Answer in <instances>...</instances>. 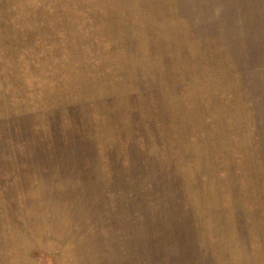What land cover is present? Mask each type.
<instances>
[{
	"label": "rangeland",
	"instance_id": "rangeland-1",
	"mask_svg": "<svg viewBox=\"0 0 264 264\" xmlns=\"http://www.w3.org/2000/svg\"><path fill=\"white\" fill-rule=\"evenodd\" d=\"M0 264H264V0H0Z\"/></svg>",
	"mask_w": 264,
	"mask_h": 264
}]
</instances>
